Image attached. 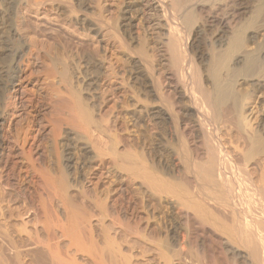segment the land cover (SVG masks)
<instances>
[{
	"label": "bare ground",
	"instance_id": "obj_1",
	"mask_svg": "<svg viewBox=\"0 0 264 264\" xmlns=\"http://www.w3.org/2000/svg\"><path fill=\"white\" fill-rule=\"evenodd\" d=\"M120 4L0 0V264H264V0Z\"/></svg>",
	"mask_w": 264,
	"mask_h": 264
},
{
	"label": "rangeland",
	"instance_id": "obj_2",
	"mask_svg": "<svg viewBox=\"0 0 264 264\" xmlns=\"http://www.w3.org/2000/svg\"><path fill=\"white\" fill-rule=\"evenodd\" d=\"M102 4H103V6L105 5V0H102ZM119 4H120V0H115L116 7L119 6ZM153 4H154L153 1H151L148 4V6H149L148 7L149 8V12L148 13H149V17L151 19V24H152V29H153V33H154L155 44H156V46L158 48L157 49V56L155 57V62H156L157 66L159 68H162L163 70L166 71V73H168L167 76H166V83L170 86L171 89H173L174 88V85H175V83L173 81L175 79L171 75L172 66H171V63H170V61H171V59H170V53H169V51L167 49L166 43L163 42V38L158 33V31H159V21L161 20V18L159 16V13L156 11V9L154 10V5ZM120 6H121V4H120ZM207 31H204L203 33L198 34L195 37V43L193 44L194 51H196V52H199V50L201 52H207V51H209L210 46H209V44H207L208 42H206V41L212 35V33H213L214 30L211 29V30H207ZM184 33L187 35V32L186 31H184ZM184 33H182V35H184ZM186 35H184V36H186ZM205 38H206V40H205ZM114 98H115V95H114ZM44 144L46 146V149H49V142H48V140L45 139ZM47 145H48V147H47ZM239 207H240V209L243 208L244 210L246 208L245 204L243 206L240 205ZM256 207H258V206H256ZM243 209H241V210L244 211ZM253 209H256V208H253V206H252V210ZM257 209H258V211H256ZM257 209L254 210L256 212V214L257 213L258 214L259 213H262L263 210L262 211L260 210V209H262L261 207H258ZM260 230H261V233L264 235V231H262V230H264V225L261 227Z\"/></svg>",
	"mask_w": 264,
	"mask_h": 264
}]
</instances>
